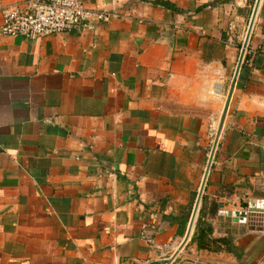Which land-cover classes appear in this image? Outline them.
Listing matches in <instances>:
<instances>
[{
  "label": "crops",
  "instance_id": "0c3cea01",
  "mask_svg": "<svg viewBox=\"0 0 264 264\" xmlns=\"http://www.w3.org/2000/svg\"><path fill=\"white\" fill-rule=\"evenodd\" d=\"M26 0H0L2 9ZM116 14L36 41L0 35V264H149L186 233L255 0H82ZM199 211L242 257L190 244L171 264H264V0ZM228 190L232 193L228 194ZM186 223V224H185ZM143 226H146L143 229ZM152 240V242H150Z\"/></svg>",
  "mask_w": 264,
  "mask_h": 264
},
{
  "label": "built area",
  "instance_id": "2783aa9c",
  "mask_svg": "<svg viewBox=\"0 0 264 264\" xmlns=\"http://www.w3.org/2000/svg\"><path fill=\"white\" fill-rule=\"evenodd\" d=\"M0 35L8 38H22L36 41L72 31L81 27L95 30L103 23L116 18V14L88 9L82 0H26L2 9ZM260 46L247 47L243 62H251L258 57ZM232 216L228 217L227 213ZM244 213L245 216H241ZM264 214V199H253L241 210H227L222 207L217 215L223 218H236L239 223H246L249 216ZM146 226H143L145 229ZM152 242V240H150Z\"/></svg>",
  "mask_w": 264,
  "mask_h": 264
},
{
  "label": "water",
  "instance_id": "95a60500",
  "mask_svg": "<svg viewBox=\"0 0 264 264\" xmlns=\"http://www.w3.org/2000/svg\"><path fill=\"white\" fill-rule=\"evenodd\" d=\"M260 3H261V0H255L254 1V5H253L251 16H250V19H249V22H248L246 33H245V36H244V39H243V42H242V45H241V49H240V52H239V57H238V60H237L235 72L233 74V78H232V82H231V85H230V88H229V92L227 94V98H226V101H225V104H224V108L222 110V114H221V117H220V120H219V123H218V126H217V130H216V133H215L214 141H213V144H212L209 156H208V160H207V163H206L205 171L203 173L201 184H200L199 190H198L196 198H195V202H194L193 209H192L189 221H188V225H187V229H186V233L184 235V238L181 241V243L179 244L178 248L172 254L171 257L166 258L164 260L150 262L149 264H171L174 261V259L177 257L178 253L185 247V245L187 244L188 240L190 239V236H191V233H192V229L194 227V224H195V221H196V217H197V214H198V211H199V206H200V203H201V198H202V195H203V190H204V187H205L207 176H208V173H209V170H210V167H211V163H212V160H213V157H214L215 148L217 146L218 139H219V136H220L223 124H224V120H225V116H226V113H227V110H228V106H229V102H230V99H231V95H232V92H233V89H234V86H235V83H236V79H237L241 64H242L243 59H244L245 50H246V48L248 46V42H249V39H250V36H251L252 28H253V25H254V22H255V18L257 16V12H258ZM219 207L222 208V205L220 204ZM227 216L228 217L232 216V213L228 212ZM241 216H245V214L242 213ZM232 220L234 222H237L236 218H232Z\"/></svg>",
  "mask_w": 264,
  "mask_h": 264
},
{
  "label": "trees",
  "instance_id": "16d2710c",
  "mask_svg": "<svg viewBox=\"0 0 264 264\" xmlns=\"http://www.w3.org/2000/svg\"><path fill=\"white\" fill-rule=\"evenodd\" d=\"M228 194H231L232 191L228 190ZM210 207L212 210V213L210 216H215L218 212V203L214 200L210 203ZM203 209L204 204L202 205V208L200 209L198 219L195 224L194 232L190 239V244H193L196 246L197 250L201 251H208V252H220L224 251L226 253H229L233 255L237 260H240L242 257L241 250L234 246L232 240L228 237L223 238H213L212 237V228L210 225L205 224L202 220L203 216ZM186 224V223H185Z\"/></svg>",
  "mask_w": 264,
  "mask_h": 264
},
{
  "label": "rangeland",
  "instance_id": "374dc122",
  "mask_svg": "<svg viewBox=\"0 0 264 264\" xmlns=\"http://www.w3.org/2000/svg\"><path fill=\"white\" fill-rule=\"evenodd\" d=\"M254 5V4H253ZM259 217V216H258Z\"/></svg>",
  "mask_w": 264,
  "mask_h": 264
}]
</instances>
